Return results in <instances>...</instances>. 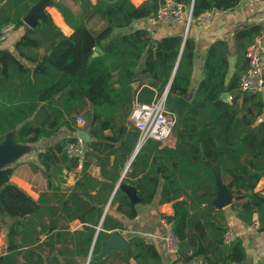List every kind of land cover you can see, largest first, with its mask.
Listing matches in <instances>:
<instances>
[{
  "label": "trees",
  "instance_id": "trees-1",
  "mask_svg": "<svg viewBox=\"0 0 264 264\" xmlns=\"http://www.w3.org/2000/svg\"><path fill=\"white\" fill-rule=\"evenodd\" d=\"M39 1L0 0V35L8 25L22 30L15 40L11 34L0 40V142L10 132L15 133L14 142L24 144L62 129L74 136L38 154L44 173H50L52 197L43 193L35 199L13 183L15 164L0 168V202L6 216L0 217V230L7 227L0 264H162L155 245L140 235L130 236L128 247L93 259L113 231L124 229L120 218L110 213L102 218L113 192L110 208L116 206L127 219L137 216V204L120 187L115 190L118 181L134 186L143 204L152 203L158 190L160 204L172 203L173 214L164 218L178 239L176 262H187L193 251L204 264H243V239L224 242L229 217L225 208L213 204L218 187L212 166L219 167L232 192L231 210L246 225L257 213L258 230L264 231V194L256 191L264 178V94L242 90L240 83L249 68L246 49L262 35V25L235 31L232 46L226 39L211 44L203 77L189 94L194 40L184 31L155 40L149 30L132 27L138 20L156 18L164 0L138 6L131 0H71L75 9L65 0H50L70 34L50 16L34 27L26 25L24 18ZM174 1L192 4L193 18L235 10L241 2ZM12 40V47L6 45ZM145 73L152 76L151 85L135 89L138 75ZM168 85L167 104L174 97L189 101L174 145L147 140L121 179L139 132L114 124L113 116L127 105L158 99ZM223 93H231L232 101H224ZM78 117L84 122L79 124ZM80 129L87 130L91 140L82 170L74 172L76 159L67 147ZM99 155L101 179L88 173L90 157ZM73 173L75 185L67 190L63 184ZM75 220L83 226L72 231L68 224ZM199 242L205 246L203 254L197 253Z\"/></svg>",
  "mask_w": 264,
  "mask_h": 264
},
{
  "label": "crops",
  "instance_id": "crops-1",
  "mask_svg": "<svg viewBox=\"0 0 264 264\" xmlns=\"http://www.w3.org/2000/svg\"><path fill=\"white\" fill-rule=\"evenodd\" d=\"M95 2V0H92ZM135 5H140L146 0H131ZM66 3L72 5L75 9L76 7L72 4L71 0H65ZM44 13L47 18L50 16L54 22L64 31L66 34H70L71 30L67 27L63 21L61 14L53 7L50 3L45 5ZM260 24L263 27V33L261 35L264 42V3H258L254 0H241L239 6L235 10H228L222 12H207L199 16L198 18H193L190 25L188 35L195 42V58L194 67L191 79V86L189 94H192L198 83L203 77V67L205 62V55L210 47L215 41L220 39H226L231 43L235 31L243 26L249 24ZM27 25V24H26ZM133 28H142L149 30L155 40L162 37L173 35L177 33H182L183 28L178 25H174L168 22L159 21L155 17L144 18L134 22ZM22 30H13L10 39H17L21 36ZM14 40L8 42L6 45L12 47ZM0 43V47H1ZM233 51V50H232ZM235 56L231 57V64L234 65ZM263 69H264V56H263ZM153 78L150 74H139L137 81L133 84L134 88L139 90L142 87L150 86ZM264 94V93H263ZM187 100L188 98L185 97ZM224 101L231 102V93H226L222 95ZM135 104V103H134ZM133 105H127L122 111L116 113L113 116V122L119 126H125L131 131H137L132 120L131 112ZM170 105V104H169ZM168 105V106H169ZM174 112V111H173ZM264 116V115H263ZM85 130V129H82ZM85 132H88L85 130ZM89 133V132H88ZM14 132L7 134L5 140L0 142V168L7 165L15 164L16 169L11 178V181L26 191L33 198L38 199L43 193L50 195L52 197V192L48 190V180L47 177L50 175L49 172L44 173V167L40 165L38 161V154L40 151L44 150L46 147L53 145L60 141L64 137L74 136V133L67 131L65 129L60 130L54 136L49 138H43L35 143L24 144L16 143L13 141ZM78 134V133H77ZM91 140V137H90ZM175 138L173 137L168 142L162 143L163 146H173ZM88 143V142H87ZM137 146L127 161L124 169L121 171V175L128 168L129 163L133 159L134 155L139 149ZM100 157L94 156L90 157V165L88 168V173L97 179H101V165L99 159ZM114 156L111 157L113 159ZM38 166L40 169H37ZM213 170L219 175L220 169L218 166L213 165ZM74 172H76L74 170ZM78 172V171H77ZM223 181V180H222ZM76 182V176L74 173L68 177L67 182L63 184V188L71 190ZM224 183V181H223ZM121 184L120 181L116 184L115 190L118 185ZM225 184V183H224ZM129 185V184H128ZM132 186V185H131ZM256 191L264 194V178L259 182ZM95 194V191H92ZM61 194V193H60ZM114 192L111 194L109 201L105 203L103 209V216L110 213L115 217L120 218L124 223L123 230H115L113 232L121 231L122 234L128 239L133 235H140L147 239V241L153 243L159 253L161 254L162 264H184L183 262H176V254H170L167 252V244L165 240L166 232L168 231L169 224L167 223L164 215H172L173 207L172 203H159L160 190L155 196V199L150 204H143L141 201L136 205L137 216L134 219H127L124 215L116 212V206L110 208V202ZM140 199L141 196L138 194ZM56 199L53 203H56ZM228 215V225L235 234V237H240L243 239L247 256L243 264H262L264 260V231H259L258 224V214L255 213L254 221L251 225L244 224L237 216L234 211L231 210ZM0 217L6 218L3 208L0 202ZM72 231L76 229H81L83 224L75 220L68 224ZM6 232L7 227L4 226L0 230V254L3 252L6 245ZM206 251L205 246L199 242L197 253L203 254ZM91 258V251L86 260L89 262ZM131 264H137L135 261H131Z\"/></svg>",
  "mask_w": 264,
  "mask_h": 264
},
{
  "label": "built area",
  "instance_id": "built-area-1",
  "mask_svg": "<svg viewBox=\"0 0 264 264\" xmlns=\"http://www.w3.org/2000/svg\"><path fill=\"white\" fill-rule=\"evenodd\" d=\"M254 1L264 3V0ZM192 12V4L186 7L184 4L177 3L174 0H164L157 11L156 19L181 26L186 37L193 20ZM13 28V25L6 26L1 32L0 40L8 38ZM245 54L248 59L249 68L241 76V88L246 91L264 93V42L261 36L253 39L248 45ZM131 120L136 130L139 132V147L149 139L161 141L162 143L168 142L174 137L177 127V117L173 111L168 109L166 90L158 99L150 103L136 102L131 112ZM77 121L81 124L84 122V119L78 117ZM79 131L77 132L78 134L76 135L75 141L70 143L67 147L69 156L76 159V172L82 170L88 151L87 141L85 137L79 135ZM125 171L121 179L124 177ZM234 238L235 234L233 230L228 228L224 237V242L229 243ZM165 240L167 252L170 254H177L178 239L173 233L170 224L165 235ZM189 256V260L184 264H204L202 259L193 251L189 252ZM262 264H264V260Z\"/></svg>",
  "mask_w": 264,
  "mask_h": 264
},
{
  "label": "water",
  "instance_id": "water-1",
  "mask_svg": "<svg viewBox=\"0 0 264 264\" xmlns=\"http://www.w3.org/2000/svg\"><path fill=\"white\" fill-rule=\"evenodd\" d=\"M48 3L51 4V1L50 0H40L39 2H37L28 12L26 17L24 18V22L28 26L34 27L37 25L39 19H47V16L44 13V7ZM168 89H169V85L166 88L167 93H168ZM223 94H226V93H223ZM188 107H189V101L185 97H174L172 102L168 106V109L171 111H174L177 117V127H176L175 133L181 127L183 123L184 114ZM79 135L85 137L87 142L90 141V134L88 132H85V130H80ZM215 175L217 179L218 195L213 204L217 208H225L227 211V214H230L231 213L230 205L233 202L232 192L223 183L221 174L219 173L218 175L215 172ZM118 187L126 191V193L130 197V200L133 204H138L141 201V199L138 197L137 189L134 186L123 183V184H119ZM128 246H129V241L122 234L121 231L113 232V234L110 236L109 239L104 240L102 242L101 251L97 255H95L93 259L94 260L103 259L109 253L120 250L122 248H126Z\"/></svg>",
  "mask_w": 264,
  "mask_h": 264
},
{
  "label": "rangeland",
  "instance_id": "rangeland-1",
  "mask_svg": "<svg viewBox=\"0 0 264 264\" xmlns=\"http://www.w3.org/2000/svg\"><path fill=\"white\" fill-rule=\"evenodd\" d=\"M72 2V1H71Z\"/></svg>",
  "mask_w": 264,
  "mask_h": 264
}]
</instances>
